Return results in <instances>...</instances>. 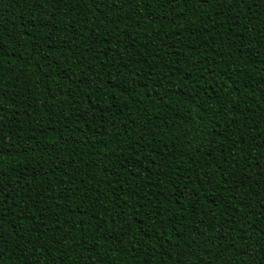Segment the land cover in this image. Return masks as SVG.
I'll use <instances>...</instances> for the list:
<instances>
[{
  "label": "trees",
  "instance_id": "16d2710c",
  "mask_svg": "<svg viewBox=\"0 0 264 264\" xmlns=\"http://www.w3.org/2000/svg\"><path fill=\"white\" fill-rule=\"evenodd\" d=\"M0 264H264V0H0Z\"/></svg>",
  "mask_w": 264,
  "mask_h": 264
}]
</instances>
